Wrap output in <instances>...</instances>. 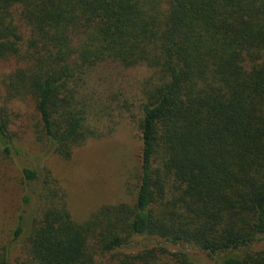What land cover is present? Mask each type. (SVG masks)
<instances>
[{"label":"trees","instance_id":"1","mask_svg":"<svg viewBox=\"0 0 264 264\" xmlns=\"http://www.w3.org/2000/svg\"><path fill=\"white\" fill-rule=\"evenodd\" d=\"M10 60L2 156L19 152V104L45 156L69 159L125 111L142 152L135 199L79 222L49 170L24 167L30 193L0 264H203L187 248L205 264H264L252 249L264 240V0H0ZM141 68L135 110L120 78Z\"/></svg>","mask_w":264,"mask_h":264},{"label":"rangeland","instance_id":"2","mask_svg":"<svg viewBox=\"0 0 264 264\" xmlns=\"http://www.w3.org/2000/svg\"><path fill=\"white\" fill-rule=\"evenodd\" d=\"M15 66V60L2 62L0 72L7 73ZM145 74V68L129 69L120 78L125 80L127 90L131 89L128 95L131 101L136 102L133 104L135 110L138 106L139 80ZM19 106L22 111L28 112L22 119L24 127L20 129V134L24 133L19 152L13 153L11 158L0 154V249L11 242L20 215L26 208L23 198L30 192L22 174L24 167H46L49 170L50 179H54L55 184L64 191L67 207L77 222L83 221L102 205L135 199L142 140L137 127L128 120L129 112L123 113L124 117L111 134L90 139L85 145L75 148L69 159H63L57 154H42V148L35 142L30 128L29 118H33V110L25 104ZM170 249L176 251L179 248ZM252 249H264V240L255 243ZM186 250H190L197 263L209 261L203 252L190 248ZM26 257L27 253L20 244L12 255V262L26 260Z\"/></svg>","mask_w":264,"mask_h":264}]
</instances>
